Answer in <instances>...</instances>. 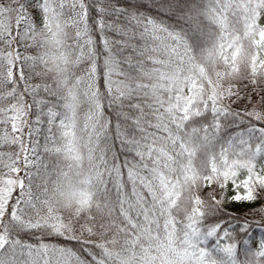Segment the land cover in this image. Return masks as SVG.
I'll list each match as a JSON object with an SVG mask.
<instances>
[{
    "label": "snow or ice",
    "instance_id": "obj_1",
    "mask_svg": "<svg viewBox=\"0 0 264 264\" xmlns=\"http://www.w3.org/2000/svg\"><path fill=\"white\" fill-rule=\"evenodd\" d=\"M0 264H264V0H0Z\"/></svg>",
    "mask_w": 264,
    "mask_h": 264
},
{
    "label": "trees",
    "instance_id": "obj_2",
    "mask_svg": "<svg viewBox=\"0 0 264 264\" xmlns=\"http://www.w3.org/2000/svg\"><path fill=\"white\" fill-rule=\"evenodd\" d=\"M258 237H259V233L257 232V233H256V238H258Z\"/></svg>",
    "mask_w": 264,
    "mask_h": 264
}]
</instances>
